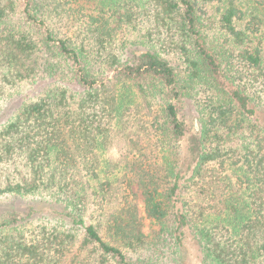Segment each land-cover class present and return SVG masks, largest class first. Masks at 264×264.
Listing matches in <instances>:
<instances>
[{"label": "trees", "instance_id": "trees-1", "mask_svg": "<svg viewBox=\"0 0 264 264\" xmlns=\"http://www.w3.org/2000/svg\"><path fill=\"white\" fill-rule=\"evenodd\" d=\"M218 1L0 0V264H264V0Z\"/></svg>", "mask_w": 264, "mask_h": 264}, {"label": "rangeland", "instance_id": "rangeland-1", "mask_svg": "<svg viewBox=\"0 0 264 264\" xmlns=\"http://www.w3.org/2000/svg\"><path fill=\"white\" fill-rule=\"evenodd\" d=\"M234 2L235 3H238L239 1L238 0H234ZM222 6H223L222 3H220L218 0H212L210 6L208 7V14L211 15V16H213V17H216L219 14V9ZM83 12H89V11H87V9L85 8L83 10ZM246 18L247 17H245V21H248L249 19H246ZM118 33L119 34L122 33L119 37L117 36V39H119L118 42H120V43L126 42V45L127 46L131 42H133V40L135 39V36L137 35L136 32H134V31L131 30L130 33H129L126 29H124V30H118ZM198 100H194V103L195 104H199V103H202V101H204L201 98H198ZM191 103H192V105H194L193 104V101H191ZM191 114L193 116L194 115V112H191ZM191 124L195 125L196 127L199 126L198 123L195 120H193L191 123H189V126ZM134 193H135V197L137 199V202H138L139 207L142 208L143 201H142V198L140 196V193L138 191H136V190H134ZM144 223H145V227L143 228V231L147 234L151 230V224L149 223V220H147V219L144 221ZM185 264H201L200 256L197 254L195 248L190 247L187 250Z\"/></svg>", "mask_w": 264, "mask_h": 264}]
</instances>
